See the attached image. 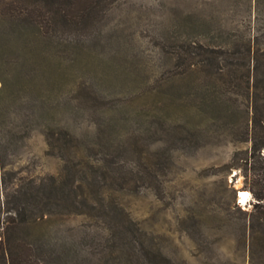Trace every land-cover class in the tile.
I'll return each mask as SVG.
<instances>
[{
	"label": "trees",
	"instance_id": "obj_1",
	"mask_svg": "<svg viewBox=\"0 0 264 264\" xmlns=\"http://www.w3.org/2000/svg\"><path fill=\"white\" fill-rule=\"evenodd\" d=\"M102 1L0 0V264H174L135 228L119 196L140 187L159 195L172 147L223 137L249 142L225 167L239 170L253 199L248 212L234 206L242 224L233 242L247 264H264V0H253L261 25L229 32L227 45L170 41L166 66L151 65L147 85L86 44V22L101 15ZM34 128L60 168L18 185L11 158ZM77 217L102 231L94 262L70 261L80 248L52 243ZM210 220L218 231L239 217ZM195 223L202 227V214Z\"/></svg>",
	"mask_w": 264,
	"mask_h": 264
},
{
	"label": "rangeland",
	"instance_id": "obj_2",
	"mask_svg": "<svg viewBox=\"0 0 264 264\" xmlns=\"http://www.w3.org/2000/svg\"><path fill=\"white\" fill-rule=\"evenodd\" d=\"M253 4V0H103L101 15L86 22L88 35L84 37L86 44H97L103 56L116 58L147 85L151 65H162L157 71L166 66L164 55L170 41L227 45L229 32L257 28L263 19L256 21ZM91 31L93 35L99 32L98 36L93 38ZM245 103L238 95L239 107ZM248 145V141L232 142L223 137L195 149L172 147V164L159 176L161 193L140 187L134 194L119 196L121 207L142 236L150 237L174 264H247L245 248H236L233 242L234 230L242 224L234 206L248 212L253 199L250 196L245 204L239 202L240 193L251 194L243 188L239 170L225 167L234 150ZM11 161L15 184L24 186L29 182L37 185L60 168V160L46 152L43 135L36 128L23 139ZM11 191L4 193L5 202L13 201ZM198 214L204 217L200 229L195 223ZM226 214L239 220L215 230L211 216ZM47 219L44 216L41 221ZM59 227L62 237H55L52 243L57 247L65 240L66 245L80 248L79 254H71L68 260H96L101 248L100 227L80 217L69 218ZM83 231L89 235L80 238Z\"/></svg>",
	"mask_w": 264,
	"mask_h": 264
},
{
	"label": "bare ground",
	"instance_id": "obj_3",
	"mask_svg": "<svg viewBox=\"0 0 264 264\" xmlns=\"http://www.w3.org/2000/svg\"><path fill=\"white\" fill-rule=\"evenodd\" d=\"M250 196L247 192H242L238 195V199H239V202L241 204H245L249 199H250Z\"/></svg>",
	"mask_w": 264,
	"mask_h": 264
},
{
	"label": "water",
	"instance_id": "obj_4",
	"mask_svg": "<svg viewBox=\"0 0 264 264\" xmlns=\"http://www.w3.org/2000/svg\"><path fill=\"white\" fill-rule=\"evenodd\" d=\"M237 193L238 191L237 190H234V197L237 198Z\"/></svg>",
	"mask_w": 264,
	"mask_h": 264
}]
</instances>
